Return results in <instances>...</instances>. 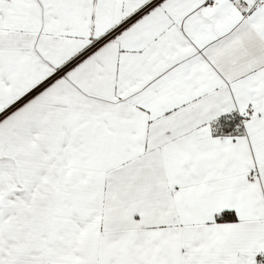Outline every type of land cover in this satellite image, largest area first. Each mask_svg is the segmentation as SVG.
<instances>
[{
  "label": "snow or ice",
  "instance_id": "6c2138e0",
  "mask_svg": "<svg viewBox=\"0 0 264 264\" xmlns=\"http://www.w3.org/2000/svg\"><path fill=\"white\" fill-rule=\"evenodd\" d=\"M0 264H264V0H0Z\"/></svg>",
  "mask_w": 264,
  "mask_h": 264
}]
</instances>
